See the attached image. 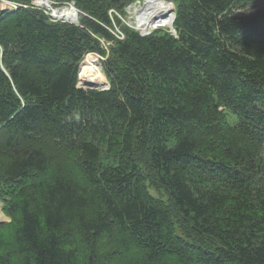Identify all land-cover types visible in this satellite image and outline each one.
<instances>
[{
  "label": "trees",
  "instance_id": "1",
  "mask_svg": "<svg viewBox=\"0 0 264 264\" xmlns=\"http://www.w3.org/2000/svg\"><path fill=\"white\" fill-rule=\"evenodd\" d=\"M53 1L80 23L0 10V264H264V0H172L176 35Z\"/></svg>",
  "mask_w": 264,
  "mask_h": 264
},
{
  "label": "bare ground",
  "instance_id": "2",
  "mask_svg": "<svg viewBox=\"0 0 264 264\" xmlns=\"http://www.w3.org/2000/svg\"><path fill=\"white\" fill-rule=\"evenodd\" d=\"M36 1V3L40 4ZM50 1L42 0L41 5L48 6L50 8ZM12 5L11 3H0V7H8ZM72 9V8H71ZM129 10L134 13L133 25L137 27L138 30L145 32L151 28L153 24L161 26H172L173 14V4L166 0H145V2L130 6ZM58 16H66L70 13L69 11H57ZM71 15V13H70ZM69 16V15H68ZM73 16V15H72ZM84 61L80 66V74L84 78V84L86 87L95 86L100 87L106 85L104 79L102 65L98 62V57L94 53H89L84 56ZM81 78V79H82ZM83 80V79H82ZM4 216L0 214V221H2Z\"/></svg>",
  "mask_w": 264,
  "mask_h": 264
},
{
  "label": "rangeland",
  "instance_id": "3",
  "mask_svg": "<svg viewBox=\"0 0 264 264\" xmlns=\"http://www.w3.org/2000/svg\"><path fill=\"white\" fill-rule=\"evenodd\" d=\"M37 1V0H36ZM35 1V2H36ZM41 1L42 0H39L38 2L40 3L39 5H41ZM49 1V0H48ZM51 2V1H50ZM139 1H137V2H135V3H132L130 6H133V5H135V4H137ZM143 2H145V0L144 1H141L140 3H143ZM2 3H8V2H1V4ZM38 4V3H37ZM59 4H55L54 2H52V3H50V8H48V6H43V5H41V6H37V7H39L40 9H42L43 11H47L48 13H51L52 12V14L54 15V16H56V17H61V18H63L64 16H58L57 15V11H62V10H64V11H69L70 10V13H71V15H70V13L66 16V18H70L71 20L72 19H74V20H72V21H75V23L77 24V23H80V14H82V13H80V12H74V10L73 9H71L70 8V6L69 5H67V4H64V5H59ZM264 5V3L263 2H260V3H257L255 6H250L248 9H244V10H239L240 12H246V11H250V10H254V9H256V8H258V7H261V6H263ZM10 6H12V5H10ZM64 6H69V7H67V8H62V9H56V8H61V7H64ZM130 6H128V8H126L125 10H126V15L125 16H121L120 14L118 15V14H116V15H118L119 16V18H121V19H123V22L124 23H126L125 22V20L126 21H128V19H130V20H132V21H134L135 22V20L133 19L134 18V13H132L130 10H129V7ZM0 8H6V7H0ZM173 11H174V6H173ZM238 11V12H239ZM173 14V12L171 13V15ZM73 15V16H72ZM133 17V18H132ZM135 26V25H134ZM157 26H160V28H163V29H167V30H169L167 27H169V26H161V25H157V24H153L152 26H151V28L150 29H152L153 27H157ZM171 27V26H170ZM137 28V27H136ZM104 45L107 47V43H104ZM91 53H94V52H91ZM89 54V53H88ZM94 54H96V53H94ZM87 55V54H86ZM85 55V56H86ZM97 55V57H98V62L100 63L101 62V60H102V58L98 55V54H96ZM85 58V57H84ZM84 58L82 59V61H81V65H82V63H83V61H84ZM100 65H101V63H100ZM79 73H80V71H79ZM104 76V75H103ZM82 77V76H81ZM104 79H105V81H106V83H107V79H106V77L104 76ZM85 80H84V78H83V82H84ZM83 82L82 83H80V85L81 86H83V87H85L86 88V86L83 84ZM0 214L2 215V216H4V218H3V220L0 222V224L1 223H5V222H8V221H10V218L2 211V209H1V202H0Z\"/></svg>",
  "mask_w": 264,
  "mask_h": 264
},
{
  "label": "water",
  "instance_id": "4",
  "mask_svg": "<svg viewBox=\"0 0 264 264\" xmlns=\"http://www.w3.org/2000/svg\"><path fill=\"white\" fill-rule=\"evenodd\" d=\"M172 22H174V19H173V21ZM130 26H131V23H130ZM141 34H146V33H149V31H147V32H140ZM108 87H109V83H107L106 85H104V86H100V87H95V86H88V88H93V89H102V90H104V89H108Z\"/></svg>",
  "mask_w": 264,
  "mask_h": 264
}]
</instances>
